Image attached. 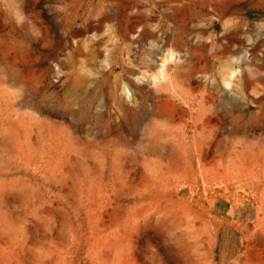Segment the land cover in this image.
<instances>
[{"label":"rangeland","instance_id":"1","mask_svg":"<svg viewBox=\"0 0 264 264\" xmlns=\"http://www.w3.org/2000/svg\"><path fill=\"white\" fill-rule=\"evenodd\" d=\"M0 264H264V0H0Z\"/></svg>","mask_w":264,"mask_h":264},{"label":"bare ground","instance_id":"2","mask_svg":"<svg viewBox=\"0 0 264 264\" xmlns=\"http://www.w3.org/2000/svg\"><path fill=\"white\" fill-rule=\"evenodd\" d=\"M168 2L170 3V1H168ZM162 3H163V2H162ZM162 3H160V4H162ZM173 3H175V2H173ZM155 4H156V3H155ZM171 4H172V3H171ZM175 4H176V3H175ZM179 4H180V2H179ZM136 5H137V4H136ZM143 5H144V4H143ZM143 5H141V6H143ZM127 6H128V5H127ZM130 6H131V5H130ZM130 6H129V7H130ZM176 6H177V4H176ZM110 7H111V6H110ZM148 7H149V6H148ZM153 7H154V6H153ZM155 7H156V6H155ZM155 7H154V8H155ZM166 7H167V6H166ZM168 7H169V6H168ZM130 8H131V7H130ZM130 8H129V9H130ZM138 8H139V7H138ZM140 8H141V7H140ZM140 8H139V10H140ZM145 8H146V7H145ZM151 8H152V7H151ZM156 8H157V7H156ZM185 9H186V7H185ZM108 10H109V9H108ZM111 10H112V9H111ZM141 10H143V9H141ZM148 10H149V9H148ZM152 10H153V9H152ZM159 10H160V9H159ZM159 10H158V11H159ZM186 10H187V9H186ZM112 11H113V10H112ZM127 11H128V10H127ZM135 11H136V10H135ZM153 11H154V10H153ZM183 11H185V10H183ZM136 12H137V11H136ZM141 12H142V11H141ZM148 12H149V11H148ZM162 12H164V11H162ZM169 12H170V11H169ZM171 12H172V11H171ZM177 12H178V11H177ZM177 12H176V13H177ZM131 13H132V12H131ZM154 13H156V9H155ZM157 13H158V12H157ZM176 13H175V15H176ZM129 14H130V13H129ZM132 14H133V13H132ZM137 14H138V13H137ZM141 14H142V13H141ZM165 14H167V13H165ZM165 14H164V15H165ZM170 14H171V13H170ZM181 14H182V13H181ZM150 15H151V14H150ZM167 15H168V14H167ZM134 16H136V15L134 14ZM154 16H155V15H154ZM171 16H172V15H171ZM132 17H133V16H132ZM150 17H151V16H150ZM179 17H180V16H179ZM182 17H184V16L182 15ZM139 18H141V16H139ZM166 18H167V17H166ZM190 18H191V17H190ZM202 18H203V17H202ZM109 19H110V18H109ZM173 19H174V18H173ZM177 19H178V18H177ZM180 19H181V18H180ZM186 19H187V18H186ZM216 19H217V18H216ZM218 19H219V17H218ZM140 20H141V19H140ZM152 20H153V19H152ZM163 20H164V19H163ZM212 20H213V19H212ZM220 20H221V19H220ZM99 21H100V20H99ZM147 21H149V20H147ZM183 21H184V20H183ZM218 21H219V20H218ZM100 22H101V21H100ZM145 22H146V21H145ZM150 22H151V21H150ZM170 22H172V21H170ZM199 22H200V21H199ZM203 22H204V21H203ZM206 22H207V21H206ZM138 23H140V22H138ZM138 23H137V24H138ZM182 23H183V22H182ZM182 23H181V27H182ZM220 23H221V22H220ZM107 24H108V23H107ZM149 24H150V23H149ZM154 24H155V23H154ZM166 24H167V23H166ZM170 24H171V23H170ZM176 24H177V23H176ZM201 24H202V23H201ZM236 24H239V22L236 23ZM241 24H242V23H241ZM102 25H103V24H102ZM135 25H136V24H135ZM138 25H141V24H138ZM177 25H178V24H177ZM184 25H185V24H184ZM203 25H204V24H203ZM239 25H240V24H239ZM148 26H149V25H148ZM152 26H153V25H152ZM157 26H158V25H157ZM174 26H176V25H174ZM240 26H241V25H240ZM93 27H94V26H93ZM93 27H92V28H93ZM95 27H96V26H95ZM133 27H134V26H133ZM143 27H144V26H143ZM161 27H162V26H161ZM164 27H165V26H164ZM177 27H178V26H176V29H178ZM184 27H185V26H184ZM202 27H203V26H202ZM208 27H210V26H208ZM214 27H215V26H214ZM217 27H218V26H217ZM237 27H238V26H237ZM98 28H99V27H98ZM172 28H173V27H172ZM179 28H180V27H179ZM204 28H205V27H204ZM93 29H94V28H93ZM166 29H168V28H166ZM173 29H174V28H173ZM188 29H189V28H188ZM133 30H134V29H133ZM137 30H138V29H137ZM152 30H153V29H152ZM180 30H181V29H180ZM210 30H211V29H210ZM233 30H234V29H233ZM240 30H241V29H240ZM91 31H92V30H91ZM94 31H95V30H94ZM131 31H132V30H131ZM156 31H157V29L155 30V32H156ZM150 32H151V31H150ZM157 32H158V31H157ZM159 32H160V31H159ZM166 32H168V31H166ZM170 32H171V31H170ZM202 32H203V31H202ZM207 32H209V31H207ZM207 32H206V34H207ZM233 32H234V31H233ZM183 33H184V32H183ZM97 34H98V33H97ZM97 34H96V35H97ZM149 34H150V33H149ZM169 34H170V33H169ZM181 34H182V33H181ZM239 34H240V33H239ZM137 35H138V34H137ZM141 35H142V34H141ZM166 35H167V34H166ZM172 35H173V33H172ZM133 36H134V34H133ZM163 36H164V35H163ZM167 36H168V35H167ZM176 36H177V35H176ZM211 36H212V35H211ZM229 36H230V35H229ZM170 37H171V36H170ZM173 37H174V36H173ZM233 37H234V36L232 35V39H233ZM151 38H152V37H151ZM162 38H164V37H162ZM174 38H175V37H174ZM176 38H178V37H176ZM212 38H213V36H212ZM226 38H227V37H226ZM228 38H229V37H228ZM144 39H146V37H145ZM153 39H154V38H153ZM168 39H169V38H168ZM185 39H186V38H185ZM230 39H231V38H230ZM234 39H235V38H234ZM170 40H171V39H170ZM197 40H198V39H197ZM151 41H152V39H151ZM153 41H154V40H153ZM156 41H157V40H156ZM172 41H174V39H172ZM172 41H171V42H172ZM180 41H181V40H180ZM182 41H183V40H182ZM217 41H218V40H217ZM231 41H232V40H231ZM158 42H159V41H158ZM168 42H169V41H168ZM206 42H207V41H206ZM208 42H209V41H208ZM212 42H213V41H212ZM156 43H157V42H156ZM173 43H177V44H178L179 42H177V40H176V41L173 42ZM180 43H181V42H180ZM199 43H200V42H199ZM214 43H215V42H214ZM214 43H213V44H214ZM217 43H218V42H217ZM228 43H229V42H228ZM169 44H170V43H169ZM184 44H185V43H184ZM195 44H196V42H195ZM206 44H207V43H206ZM154 45H155V44H154ZM166 45H167V44H166ZM201 45H202V43H201ZM167 46H168V45H167ZM207 46H208V45H207ZM224 46H225V45H224ZM224 46L222 45V47H224ZM126 47H127V46H126ZM128 47H129V46H128ZM179 47H180V46H179ZM181 47H182V46H181ZM183 47H184V45H183ZM186 47H187V44H186ZM191 47H192V46H191ZM209 47H210V46H209ZM220 47H221V46H220ZM222 47H221V48H222ZM228 47H229V46H228ZM221 48H220V52H221V50H222ZM224 48H225V47H224ZM224 48H223V49H224ZM226 48H227V47H226ZM170 49H171V48H170ZM170 49H169V50H170ZM196 49H197V48H196ZM201 49H202V48H201ZM209 49H210V48H209ZM216 49H217V48H216ZM186 50H188V48H186ZM192 50H193V49H191L190 51H192ZM197 50H198V49H197ZM177 51H178V50H177ZM183 51H184V50H183ZM167 52H168V51H167ZM196 52H197V51H196ZM216 52H217V50H216ZM227 52H228V50H227ZM178 53H179V51H178ZM178 53H177V54H178ZM184 53H185V51H184ZM194 53H195V52H194ZM207 53H208V52H207ZM217 53H218V52H217ZM217 53H216V54H217ZM223 53H224V52H223ZM180 54H181V52H180ZM198 54H199V53H198ZM193 55H194V54H193ZM203 55H204V52H203ZM194 56H195V55H194ZM187 57H189V56H187ZM195 58H196V57H195ZM203 58H204V57H203ZM203 58H202V59H203ZM179 59H180V58H179ZM186 59H187V58H186ZM188 60H189V59H188ZM195 60H196V59H195ZM203 60H204V59H203ZM174 61H175V60H174ZM174 61H173V62H174ZM181 61H182V60H181ZM120 62H121V61H120ZM182 62H183V61H182ZM191 62H192V61H191ZM175 63H177V62L175 61ZM186 63H187V61H186ZM116 64H117V63H116ZM116 64H115V65H116ZM121 64H122V63H121ZM121 64H120V65H121ZM187 64H188V63H187ZM187 64H186V66H187ZM193 64H194V63H193ZM172 65H173V64H172ZM172 65H171V66H172ZM171 66H170V67H171ZM176 66L179 67V65H177V64H176ZM176 66H175V67H176ZM190 66H191V64H190ZM114 67H115V66H113V68H114ZM180 67H181V66H180ZM192 67H193V66H192ZM111 71H112V70H111ZM113 71H115V70H113ZM140 80H141V79H140Z\"/></svg>","mask_w":264,"mask_h":264}]
</instances>
